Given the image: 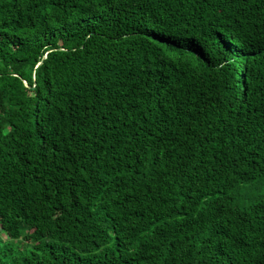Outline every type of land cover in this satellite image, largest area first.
<instances>
[{
	"label": "trees",
	"instance_id": "trees-1",
	"mask_svg": "<svg viewBox=\"0 0 264 264\" xmlns=\"http://www.w3.org/2000/svg\"><path fill=\"white\" fill-rule=\"evenodd\" d=\"M264 0H0V264H264Z\"/></svg>",
	"mask_w": 264,
	"mask_h": 264
},
{
	"label": "rangeland",
	"instance_id": "rangeland-1",
	"mask_svg": "<svg viewBox=\"0 0 264 264\" xmlns=\"http://www.w3.org/2000/svg\"><path fill=\"white\" fill-rule=\"evenodd\" d=\"M253 195H264V179L258 180L250 185L242 187L239 192L237 205L240 207H247L249 203L247 200Z\"/></svg>",
	"mask_w": 264,
	"mask_h": 264
}]
</instances>
